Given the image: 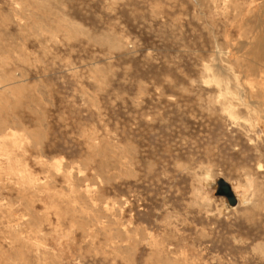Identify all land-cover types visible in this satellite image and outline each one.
I'll return each instance as SVG.
<instances>
[{
    "label": "rangeland",
    "instance_id": "374dc122",
    "mask_svg": "<svg viewBox=\"0 0 264 264\" xmlns=\"http://www.w3.org/2000/svg\"><path fill=\"white\" fill-rule=\"evenodd\" d=\"M263 92L264 0H0V264H264Z\"/></svg>",
    "mask_w": 264,
    "mask_h": 264
},
{
    "label": "water",
    "instance_id": "95a60500",
    "mask_svg": "<svg viewBox=\"0 0 264 264\" xmlns=\"http://www.w3.org/2000/svg\"><path fill=\"white\" fill-rule=\"evenodd\" d=\"M215 185H216V196L225 197L229 207L235 206L236 202L230 190L229 185L222 179L217 180Z\"/></svg>",
    "mask_w": 264,
    "mask_h": 264
},
{
    "label": "bare ground",
    "instance_id": "6f19581e",
    "mask_svg": "<svg viewBox=\"0 0 264 264\" xmlns=\"http://www.w3.org/2000/svg\"><path fill=\"white\" fill-rule=\"evenodd\" d=\"M253 58V57H252ZM255 58V57H254ZM260 86V85H259ZM261 87H263V86H261ZM250 88V87H249ZM254 90V89H253ZM259 90V89H258ZM244 91V90H243ZM251 91V90H250ZM246 92V91H245ZM264 93V92H263ZM260 94H262V92L260 93ZM243 95V94H242ZM250 98H251V96H250ZM240 100V99H239ZM244 100V99H243ZM242 100V103H244V104H242V105H244L245 107H249L250 108V106L248 105V103L250 102L249 100L248 101H243ZM247 106H246V105ZM226 105V104H225ZM254 105V104H253ZM252 106V105H251ZM222 107H225L224 105L222 106ZM246 108V109H247ZM253 108V107H252ZM252 108H250L251 109V114H253L254 115V111H253V109ZM255 109V108H254ZM222 110L224 111V112H226L230 117H232V118H234V113L231 111V110H229L228 109V107H225V108H222ZM257 110V109H256ZM260 111V110H259ZM261 111H262V109H261ZM257 112V111H256ZM249 114H250V112H248ZM258 114V113H257ZM249 117H251V116H249ZM248 117V118H249ZM252 119V118H251ZM249 120H250V118H249ZM249 120H247L248 122H249ZM251 121V120H250ZM253 123V122H252ZM253 125V124H252ZM255 126H257L256 124H255ZM216 195V194H215ZM238 196H239V194H238ZM234 197V199L236 198L237 199V195H236V197H235V195L233 196ZM225 198V197H224ZM240 198V197H239ZM235 202H236V200H235Z\"/></svg>",
    "mask_w": 264,
    "mask_h": 264
}]
</instances>
